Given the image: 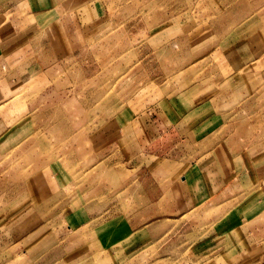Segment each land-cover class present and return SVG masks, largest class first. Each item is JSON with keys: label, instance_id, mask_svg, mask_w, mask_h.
Returning a JSON list of instances; mask_svg holds the SVG:
<instances>
[{"label": "rangeland", "instance_id": "374dc122", "mask_svg": "<svg viewBox=\"0 0 264 264\" xmlns=\"http://www.w3.org/2000/svg\"><path fill=\"white\" fill-rule=\"evenodd\" d=\"M45 2L25 39L31 60L62 62L69 68L66 77L71 74L74 83L62 87L61 96L53 94L52 85L45 86L40 97L31 95L14 104L19 118L10 119L9 134L0 140V224L14 220L13 236L4 241L9 244L31 236L26 238V256L20 243L12 248L14 257L2 248L0 264H223L218 253L241 240L242 224L251 215L234 214L233 203L222 200L188 213L146 217L136 227L152 221L156 230L128 231L124 236L112 228L123 219L122 215L117 219L116 208L125 212L128 224L138 222L139 217L128 214L139 206L131 196L135 189L149 191L143 179L153 171L134 169L116 157L92 168L77 165L69 148L68 127H98L97 132L116 115L123 116L127 100L134 99L137 91L138 99H146L151 91L156 98L172 100L170 104L177 108L220 94L227 101L218 118L210 120V129L220 126V135L231 133L237 139L242 133L253 153L263 138L254 120L245 115V91L230 95L229 72L221 65L218 45L220 37L245 30L263 37L264 23L251 20L264 7H252L253 0H39L37 4ZM96 2L104 4L101 22L92 6ZM239 17L242 21H235ZM246 119L249 126L244 130ZM178 154L173 148L157 152L161 160H174ZM192 158L191 154L188 162ZM94 184L104 189L106 207L115 209L106 216L105 225L98 219L88 228L80 225L68 231L62 223L57 241L49 228L39 231L43 237L33 235L38 225L28 206L49 199L59 188L70 192L76 185L84 192ZM82 208L79 205L77 210ZM20 213L25 214L27 225L17 226ZM229 224L238 228L237 238L227 236L224 243Z\"/></svg>", "mask_w": 264, "mask_h": 264}, {"label": "crops", "instance_id": "0c3cea01", "mask_svg": "<svg viewBox=\"0 0 264 264\" xmlns=\"http://www.w3.org/2000/svg\"><path fill=\"white\" fill-rule=\"evenodd\" d=\"M37 2L39 0H0V140L9 134L10 119L19 118V107L14 104L31 95L33 99L40 97L45 93V86L52 85L53 94L61 96V88L67 85L71 88L74 83L71 74L66 77L69 68L62 62L31 60L30 47H27L25 39L28 31L37 24L41 14L39 10L47 5L45 2L38 6ZM93 5L97 21L101 22L104 4L96 2ZM252 7H264V0H253ZM235 21L240 22L242 18ZM251 22L264 23V12ZM254 36L247 30L240 31L223 39L220 37L218 45L221 65L229 72L226 82L230 95L245 91L242 99L247 109L245 115L254 120V126L263 138L253 153L242 133L237 139L232 138L231 133L220 135V126L210 129V120L218 118L222 103L227 101H222L220 94L212 99H203L196 105L177 108L170 104L172 100L163 96L156 98L155 92L151 91L146 99H138L137 91L134 99L127 100L123 116L119 114L115 120L102 123L105 125L97 132L98 127L95 130L87 126H74L73 130L68 127L71 133L69 148L77 165L92 168L102 160L116 157L134 169L144 167L153 171L143 179L149 185V191L135 189L131 196L134 204L139 206L128 214L139 217L138 222L137 219L133 224L125 222V212L121 214L118 207L116 217L120 220L118 216L122 215L123 219L122 223L116 222L113 230L123 232L124 236L128 231L156 230L157 225L152 221L136 226L146 217L173 215L180 211L188 213L205 204L224 200L225 203H233L234 214L251 215L252 218L242 224L244 235L239 242L236 239L238 228H231L229 224L224 243L227 236L236 242L228 250L218 253L220 260L223 264H264V36ZM242 114L240 112L241 117ZM248 126L246 119L244 130ZM174 139L177 141L175 144L172 143ZM170 148L179 151L174 160L158 158V150ZM191 154L193 158L188 162ZM158 173L162 174L157 177ZM138 182L142 184L140 180ZM74 187L70 192L59 188L49 199L38 201L33 206L36 208L27 207V212L38 225L33 235L37 233V237H43L39 231L49 228L57 241L62 235V223L68 231H74L80 225L88 228L98 219L102 226L107 223L106 216L114 214L115 209L106 207L109 201L102 186L94 184L84 192L76 185ZM79 205L83 207L82 212L77 210ZM19 215L21 221L17 226L27 225L25 214ZM13 222L10 218L0 224V250L3 248L2 251L14 257L16 254H12V248L20 243L25 246V251L22 252L21 248L22 256H26V238L31 235L27 234L15 245L12 240L10 244L4 242L13 236ZM163 225L165 227L166 222Z\"/></svg>", "mask_w": 264, "mask_h": 264}]
</instances>
